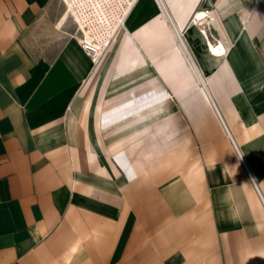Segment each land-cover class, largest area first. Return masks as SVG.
Masks as SVG:
<instances>
[{
	"label": "crops",
	"instance_id": "crops-1",
	"mask_svg": "<svg viewBox=\"0 0 264 264\" xmlns=\"http://www.w3.org/2000/svg\"><path fill=\"white\" fill-rule=\"evenodd\" d=\"M93 1L0 0V264H264V0Z\"/></svg>",
	"mask_w": 264,
	"mask_h": 264
},
{
	"label": "rangeland",
	"instance_id": "rangeland-1",
	"mask_svg": "<svg viewBox=\"0 0 264 264\" xmlns=\"http://www.w3.org/2000/svg\"><path fill=\"white\" fill-rule=\"evenodd\" d=\"M61 1L62 3L66 4L65 15L66 16L68 15V18H70V20L74 23L77 33L79 32L84 36L86 34H89L90 32L89 25L95 18L100 19V17H102L103 20H105V22L107 21L101 9H98V11H96L97 9H95V6H98L99 8V4L96 1L95 3L93 0H61ZM107 14L108 13H106V15ZM167 96L171 97V95L168 93Z\"/></svg>",
	"mask_w": 264,
	"mask_h": 264
},
{
	"label": "built area",
	"instance_id": "built-area-1",
	"mask_svg": "<svg viewBox=\"0 0 264 264\" xmlns=\"http://www.w3.org/2000/svg\"><path fill=\"white\" fill-rule=\"evenodd\" d=\"M110 1V0H108ZM115 5H117L116 1L118 0H113ZM119 2V1H118ZM126 2H124L125 4ZM133 6V5H132ZM130 8V10L128 11V13L126 14V17L124 18L123 22L121 23V25H119V27L117 28V30L119 31V29H121L123 26H124V23H125V20L126 18L128 17V15L130 14L131 10H132V7ZM117 30L113 33L112 37L109 39V41L107 42V45L113 40V37L115 36ZM216 40V39H215ZM82 48L84 49V51L87 53V55H89L91 57V59L94 61V62H98L99 59L101 58L102 54L101 55H98V52H97V49L93 46H90L88 44H84L82 43ZM105 49V47H104Z\"/></svg>",
	"mask_w": 264,
	"mask_h": 264
},
{
	"label": "bare ground",
	"instance_id": "bare-ground-1",
	"mask_svg": "<svg viewBox=\"0 0 264 264\" xmlns=\"http://www.w3.org/2000/svg\"><path fill=\"white\" fill-rule=\"evenodd\" d=\"M134 1L135 0H133V4L132 5H134ZM133 7V6H132ZM131 8V7H130ZM130 9H128V11H129ZM128 13V12H127ZM200 16H203V17H205L206 15L205 14H199V17ZM126 17V16H125ZM196 23H197V25H199L200 24V22L198 21V20H196ZM203 34L205 35V37H207V32L205 31H203ZM82 43H84V44H88V45H90V46H93V47H95L96 49H97V52H98V55H101V54H103L104 53V51H105V49H106V46H107V44L106 45H101V44H99V43H96L95 42V39L93 38V37H90V36H87V37H85V39H84V41H82L81 42V48H82ZM209 43V47L211 48L212 47V42H211V44H210V42H208ZM213 46H215V48L217 49L220 45L218 44V45H215L214 43H213ZM104 47H105V49H104ZM83 49V48H82ZM211 50H212V48H211ZM83 51H84V49H83ZM85 52V51H84ZM86 53V52H85ZM222 53H224V51L222 52Z\"/></svg>",
	"mask_w": 264,
	"mask_h": 264
}]
</instances>
